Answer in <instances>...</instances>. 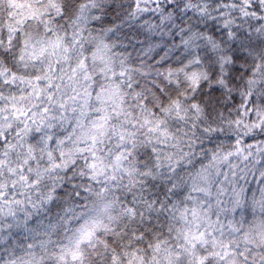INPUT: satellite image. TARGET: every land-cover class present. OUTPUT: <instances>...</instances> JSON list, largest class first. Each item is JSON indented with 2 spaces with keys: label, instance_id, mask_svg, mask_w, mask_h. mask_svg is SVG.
<instances>
[{
  "label": "clouds",
  "instance_id": "1",
  "mask_svg": "<svg viewBox=\"0 0 264 264\" xmlns=\"http://www.w3.org/2000/svg\"><path fill=\"white\" fill-rule=\"evenodd\" d=\"M0 264H264V0H0Z\"/></svg>",
  "mask_w": 264,
  "mask_h": 264
}]
</instances>
